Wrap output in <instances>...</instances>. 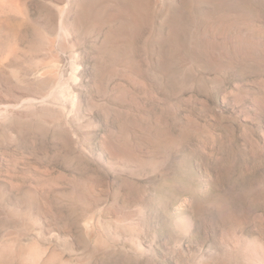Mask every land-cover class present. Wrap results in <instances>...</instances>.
<instances>
[{
	"label": "rangeland",
	"instance_id": "374dc122",
	"mask_svg": "<svg viewBox=\"0 0 264 264\" xmlns=\"http://www.w3.org/2000/svg\"><path fill=\"white\" fill-rule=\"evenodd\" d=\"M250 41L264 0H0V264H264Z\"/></svg>",
	"mask_w": 264,
	"mask_h": 264
},
{
	"label": "bare ground",
	"instance_id": "6f19581e",
	"mask_svg": "<svg viewBox=\"0 0 264 264\" xmlns=\"http://www.w3.org/2000/svg\"><path fill=\"white\" fill-rule=\"evenodd\" d=\"M87 1V0H86ZM91 2V1H90ZM97 3H101L100 1H96ZM134 2V1H133ZM136 2V1H135ZM96 3V4H97ZM129 3H131V2H129ZM90 4H93V2H91ZM103 4V3H102ZM95 5V4H94ZM85 6H87V5H85ZM89 6V5H88ZM92 6L93 5H91V7L90 8H92ZM101 6V5H100ZM85 8H87V7H85ZM93 8H94V6H93ZM96 9V8H95ZM94 9V10H95ZM102 9V8H101ZM177 9V8H176ZM91 10V9H90ZM100 10V9H99ZM129 10V9H128ZM134 10V9H133ZM218 10V9H217ZM78 11V10H77ZM86 11V10H85ZM84 11V12H85ZM98 11V10H97ZM223 11V10H222ZM225 11V10H224ZM226 12V11H225ZM176 13H177V11H176ZM167 14V13H166ZM173 14V13H172ZM216 14V13H215ZM228 14V13H227ZM230 14V13H229ZM87 15V14H86ZM169 15V14H168ZM219 15V14H218ZM225 16H227V15H225ZM231 16V15H230ZM90 17V16H89ZM93 17H94V15H93ZM206 17V16H205ZM224 17V16H223ZM229 17V16H228ZM91 18V17H90ZM95 18V17H94ZM221 18V17H220ZM219 18V19H220ZM225 18H227V17H225ZM77 20V19H76ZM87 20V19H86ZM228 20V19H227ZM220 22V21H219ZM226 22V21H225ZM224 22V23H225ZM222 23V22H221ZM230 23V22H229ZM237 23V22H236ZM66 24V23H65ZM234 23H231V25L229 24V25H223V29L225 30L228 26H232ZM233 26H235V25H233ZM175 27H177V26H175ZM239 27V28H238ZM237 28V30H235V31H237V35H235L234 36V39H235V41L237 42V43H241V42H243L244 41V37H243V34H244V31L246 30V28L245 27H241V26H238ZM67 28V27H66ZM174 28V27H173ZM178 28V27H177ZM250 28V27H249ZM174 29H176V28H174ZM173 29V30H174ZM181 29V28H180ZM248 30V29H247ZM171 31V30H170ZM177 31V30H176ZM175 31V33L177 34V32ZM180 31V30H179ZM178 31V32H179ZM184 31V30H183ZM253 31V30H252ZM181 32V31H180ZM184 33V32H183ZM180 34V33H179ZM174 36L173 37H175V34H173ZM171 36V35H170ZM178 37V35L176 36V38ZM179 39L181 38V37H178ZM174 39V38H173ZM178 39V40H179ZM175 40V39H174ZM248 45H250L251 46V49H252V51H254V52H260L262 55H264V49H262V48H259L258 47V45L253 41H250V43L248 44ZM249 47V46H248ZM177 51V50H176ZM175 55V54H174ZM224 55V54H223ZM172 56V55H171ZM177 56V55H176ZM174 57V56H173ZM170 60V59H169ZM72 78V77H71ZM260 102V101H259ZM261 102H264V100H261ZM264 106V105H263Z\"/></svg>",
	"mask_w": 264,
	"mask_h": 264
}]
</instances>
